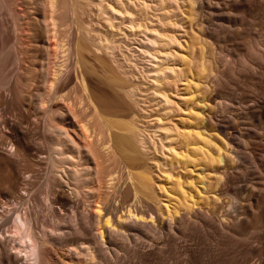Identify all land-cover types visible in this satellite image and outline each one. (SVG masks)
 <instances>
[{
    "label": "bare ground",
    "instance_id": "bare-ground-1",
    "mask_svg": "<svg viewBox=\"0 0 264 264\" xmlns=\"http://www.w3.org/2000/svg\"><path fill=\"white\" fill-rule=\"evenodd\" d=\"M101 7L0 0V264H166L174 237L185 239L187 259L198 240L218 237L219 247L242 242L264 264V235L254 234L264 226V0H106L103 28ZM116 19L121 36L148 53L150 115L180 102L189 109L211 83V119L230 163L219 166L224 150L210 134L160 117L166 152H153L144 89L116 52ZM106 67L114 106L94 90V70L106 80ZM74 146L92 167L74 177L76 194L57 176ZM198 162L217 165L220 193H232L223 210L219 198L203 207L192 181L176 174Z\"/></svg>",
    "mask_w": 264,
    "mask_h": 264
},
{
    "label": "rangeland",
    "instance_id": "rangeland-1",
    "mask_svg": "<svg viewBox=\"0 0 264 264\" xmlns=\"http://www.w3.org/2000/svg\"><path fill=\"white\" fill-rule=\"evenodd\" d=\"M93 1H94L95 5H97L98 7H99V3L103 4V7L100 8V15L97 17V22H98V25L100 28L106 27V25L108 24V20H107L108 16L106 13V0H93ZM2 13H0V15ZM4 13H3L5 15L4 18L7 19L6 12H4ZM3 14H2V18H3ZM116 15L120 16V14H118V13H116ZM114 22H115L116 32L117 33L121 32L116 37L117 38L116 39L117 40L116 41V44H117L116 52L119 56L118 58L120 59L122 65H124L122 55L124 56L125 59H127V62L125 64L127 65L128 69L130 70V73H134V72L136 73V75L138 76V78L141 81L142 88L144 89V91H142V97L140 95V99H142L140 101L141 107H142L141 120L144 121L143 124H144L145 129H146L147 139L150 140L149 142L152 146L155 145V148L157 147V149L153 150V152H155L156 155L159 153V155H157V157L158 158L163 157L162 153L166 152V149L163 146V144L166 143V139H164V137H163V135H164L163 131L164 130L160 128V125H162V124L157 121V118L160 117L163 120L162 122H164V121L169 122L171 126H174V124L175 125L177 124V126L179 128L180 127L183 128L185 126H190L191 129L203 131L207 135L210 134V137L212 138L213 143H215V145L217 147L219 146L221 148V150H222V148L224 150V151H221L222 153H224L223 154L224 156L222 157V161L219 164V166L220 165L224 166L225 163L226 164L230 163L231 160L229 161V159H231L232 155H230V153L225 150V149H229V146L227 144H225L226 142L224 141L222 136L220 134H218L217 131L214 129V124H213V121L211 119V114H212V112L215 111V107L213 105V99H212L213 90H212L211 83L204 80V82H203L204 84H201L200 93L198 94L199 98L203 97L202 98L203 100H201L199 103L197 102L193 105H190L189 109L187 106H185V104L183 102H180V105L178 104L179 106L176 104L173 106L172 109H174V110H172V111H170L171 109L169 111L167 110V113H166V111H163V110L154 111L153 114L150 115L149 112H147L150 110L146 109V103L143 101V98L148 97V94H149L148 92H150L152 89V88H148L149 87L148 85L151 82V79H150L151 73L149 72V67H150L151 62L148 59V53L145 51L146 50L145 47L138 46L137 43H134L133 40L131 39L132 37H130V38L122 37L121 35H123V33H122L123 31L119 30V25H120L119 20L116 19V20H114ZM141 41L145 43L144 40H141ZM258 63L259 62L257 61V64H255V67L257 65H258L257 67H259L260 63L259 64ZM8 67H9L8 69L11 68V66H8ZM257 67H256V69H257ZM260 67H262V64L260 65ZM94 71L95 72H93L92 78H93V85H94V90H95L96 94L98 96H101L102 93H103V95L106 93V104H109L110 106H114V102H115L114 99L115 98L113 97L114 96L113 93H114L115 86L113 84L114 83L113 78L111 77V76H114L113 73H111L106 67V80H105V78H103V74H104L103 70L96 68V70H94ZM233 76H234V79L236 80L235 75H232V78H229V77H228V79L226 78V80L228 81L227 84L229 85V87H228L226 84V86L228 88H231V86L232 87L234 86L233 85V83H234ZM231 80H233V82H230ZM229 82H230V84H229ZM2 89L1 90L5 91L4 93H6V90L4 88H2ZM146 93H148V94H146ZM178 99H179V97L175 98V100H178ZM181 103H183V104H181ZM0 105L2 107V105H4V104H0ZM2 108L4 110V106ZM190 108H191V110H190ZM154 109L156 110L157 106H155ZM1 110L2 109H0V111ZM4 111H5V113L3 111L0 112V114H1L0 117H3L6 114V110H4ZM2 112L4 113L3 116H2V114H3ZM163 112H164V114H163ZM7 115H9V113H7ZM153 132L155 133V135ZM223 144H224V146H223ZM215 145L214 144L212 145V149L215 147ZM72 150H73L72 153L67 152L66 154H64V159H66L65 160L66 163L63 164L58 169L57 176L61 179V184L64 187H66V189H68L69 191L76 194V190H75L76 186L74 185V182H75L74 177H80L81 174H83L85 172V170H87V169H90V172H92V170H91L92 167H91V165H89L88 163H85L83 161V158H81V154L78 151L79 148L74 146L72 148ZM248 154H250V153H248ZM198 163L199 164L197 166H193V167L187 166V167L181 168V169L176 171L177 172L176 174H178V171H179V174H180V177L182 178V180L187 179L189 181L190 180L192 181L193 189L198 192L197 195H198L200 203H201V205H203V207H207L210 210H211V208H215L214 207L216 204L215 198H219L220 200L218 202H220L221 204L223 203L222 204L223 207L221 209V210H223L224 208H226L228 206V204L230 202L233 201L232 193H230V194L228 193V195L227 194L222 195L223 193H220L221 190L218 187L219 173L217 171V165L216 164H212V165H216V167H215V166L207 165L209 163H207V164L206 163L201 164L203 162H198ZM159 175L161 176V178H160L161 180L159 181V178L156 177V180H157L156 182L157 183L160 182V184H162V186L164 187L166 185L165 180L163 181L164 176H162L161 174H159ZM160 176H158V177H160ZM200 179H201V181H200ZM35 180H36L35 181L36 182L35 187L40 190V188L43 187V183H44L43 182L44 181L43 173H41L39 176H37V179H35ZM156 185H158V184H156ZM231 192H233V190ZM246 197H247V194H246V192L243 191L239 195L240 202L243 204L246 203V201H247ZM42 203H44V205H41V211H42V207H44V209H46V202L43 200ZM46 215H47V210H46ZM230 226L233 229L235 228V224L233 225V222L232 223L230 222ZM249 233L250 232H248V235H249ZM254 234L255 235L256 234L261 235V236L264 235V226L259 228L258 231ZM215 239L212 237V241H210V238L207 237V239L201 238L202 241L198 240V243L194 244V245H196L195 247H194V245H192L194 247V249H191V255L189 256V259H187L188 257L185 256L182 252L183 251L182 246L185 245V239H182V238L179 239V237H174L169 244V249H168L169 253L167 254V258H168L167 260L168 261H166L167 262L166 264H230V263L232 264V262H234V264H235L236 262L239 263L241 261H244L245 260L244 258L246 256H248V257L245 260V262H241L240 264H250V263L251 264H259L260 263V260H261V257L259 256L260 254L249 251L248 255H246V252L244 250V246L240 245V243H242V242H239V245H240L239 246V245H237V243L235 245H232L231 242H233V241L228 242V241L220 240V247H219V244L218 245L216 244V243H219L218 237ZM188 243H190V242H188ZM227 243H230L229 244L230 246L227 245ZM255 243H256L255 245H258V244L260 245L259 241H256ZM221 244H226V245H223L225 247L221 248V247H223ZM241 247H243V249ZM196 248H197V250H196ZM222 249H225V250L222 251ZM190 258H192L193 260ZM197 260H198V262H197ZM228 262H230V263H228Z\"/></svg>",
    "mask_w": 264,
    "mask_h": 264
}]
</instances>
